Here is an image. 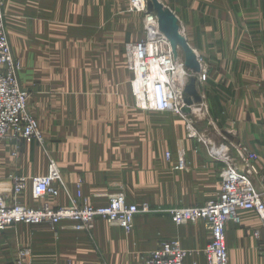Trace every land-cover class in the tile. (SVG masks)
<instances>
[{
  "label": "crops",
  "instance_id": "crops-1",
  "mask_svg": "<svg viewBox=\"0 0 264 264\" xmlns=\"http://www.w3.org/2000/svg\"><path fill=\"white\" fill-rule=\"evenodd\" d=\"M90 1L98 2L92 16L102 18L103 0ZM159 1L184 22L193 50L205 57L208 78L202 96L208 122H197L204 139L188 138L183 121L170 112L135 107L123 49L140 36L132 33L134 25L120 16L118 8L111 10L108 30L86 45L101 51L97 73L70 76L61 86H41L31 97L43 134L61 133V142L52 144L51 150L67 188L57 198L38 201L29 185L16 200L29 208L66 206L77 197L82 180V200L95 207L106 205L115 185L121 184L129 203H147L159 213L138 216L130 234L101 219L91 232L74 231L69 222L56 231L45 224L16 227L4 238L18 250L31 249L34 264H142L170 238L180 239L187 249L205 247L211 240L205 223L177 226L164 211L217 198L226 163L212 155L208 145L241 144L261 158L264 154V0ZM45 17L38 26L47 30L33 32L58 39L60 34L69 36V10L62 17ZM18 146L0 147V181L15 174L29 179L47 174L48 158L36 143L24 144L19 151ZM168 152L173 161L165 158ZM179 153L188 163L183 172L174 170ZM258 167L262 170L264 161ZM226 237L230 264H264V224L255 213H242L240 225L229 223ZM193 263L204 264V259L187 260Z\"/></svg>",
  "mask_w": 264,
  "mask_h": 264
},
{
  "label": "built area",
  "instance_id": "built-area-1",
  "mask_svg": "<svg viewBox=\"0 0 264 264\" xmlns=\"http://www.w3.org/2000/svg\"><path fill=\"white\" fill-rule=\"evenodd\" d=\"M146 0H133L132 7L146 14L145 39L129 45L128 58L130 71L133 72L134 96L137 107L142 110L173 112L181 114L183 109L184 85L189 81V71L181 59H176L168 39L161 33L158 19L147 13ZM179 53V50L177 51ZM21 65L12 55L5 29V15L0 0V145L5 140H15L31 144L34 141L45 145V137L38 121L28 111L29 95L18 80ZM190 136L198 138L190 127ZM245 169L239 163L224 160L225 168L221 173V190L215 200L202 206L172 208L166 212L176 225L203 222L211 232V240L200 250H187L178 240L163 242L145 257L142 264H187L193 256H201L204 264H230L226 229L229 223L242 224V213H255L264 224V187L259 189L253 177L259 175L258 156L246 147L236 149ZM168 160L171 154L167 153ZM215 157L222 159L216 153ZM188 168L186 159L181 155L174 166L175 171L183 172ZM11 188L0 189V232L18 224L48 225L56 231L61 224L69 222L70 228L78 232H91L101 219L112 227L126 233L133 231L138 215L149 214L148 206L138 207L130 204L123 192L112 195L109 204L93 207L79 204L80 195L65 207L29 208L16 198L26 190L28 178L15 177ZM32 197L43 200L60 195L59 186L65 188L67 181L59 167L51 161L49 173L31 179ZM259 238V232H256ZM14 264H34L28 249H19ZM197 264V263H193Z\"/></svg>",
  "mask_w": 264,
  "mask_h": 264
},
{
  "label": "rangeland",
  "instance_id": "rangeland-1",
  "mask_svg": "<svg viewBox=\"0 0 264 264\" xmlns=\"http://www.w3.org/2000/svg\"><path fill=\"white\" fill-rule=\"evenodd\" d=\"M2 2L4 6L5 29L8 35L12 55H13V58L17 62H19L21 65V70L18 73V80H19L21 88L24 91H26L29 95L28 111L37 121H38V118L33 114V110H32V101L34 103V100L32 99L33 98L32 95L33 93L34 94L36 93V89L40 88L41 90V86H46L50 83L53 85L61 86L66 79H68L70 76H73V75L85 76L87 73H90V74L91 73L95 74V72L97 73V68H99L97 66L98 57L100 56L101 51L87 49L86 45H90L89 44L90 42L93 43L95 41L98 35V32L108 30L109 28L108 22L110 20L108 15H110V13L112 12L111 10H114L115 8H118L120 12V16L123 17L124 20H129L134 25V28L132 26V33H134L136 37L140 36L139 41L129 42L125 45L123 49V58H124V65H125L124 67L129 74L130 93L133 96L135 107L138 108L137 100H136V97L134 96V88H133L134 77H133V72L130 71L129 58H128V47L131 44L138 43L145 39L146 14L144 12H140V11H137L136 9H133L132 7V4H134L133 0H119L116 2H112L109 0H103L102 1V11H103L102 18H95L94 16H92L91 10L96 9L94 7L95 5L98 8V2H92L90 0H71L70 2H63L62 0H2ZM146 4H147V0H146ZM68 10L70 11V15H71V22L69 25L71 27L70 28L71 30H70L69 36L68 34H65L63 38V35L60 34V39H58L56 36L52 34H51V37H49V35H46V34L42 36V34L39 35L37 32H33L34 30L37 31L40 28L43 29L44 31L47 30L46 26H43V25H41V27L38 26L42 24L43 22L45 23L47 19L45 15H48L51 18H53L52 16L62 17L63 11H65V14H66V11ZM147 13H149L148 5H147ZM149 14H152V13H149ZM178 25L180 28V33L185 37V39L187 40V43L192 48V45L190 42V34L187 32V26L184 24L182 20H179V19H178ZM55 29H58V26H56ZM197 56H198V61L201 64L202 72L200 74H196L195 76L198 77V91L202 97V103L192 107V111L188 115H183V113L181 114H176L173 112H170V113H172L175 117H177L178 120L181 119L183 121L188 138L195 139V137L190 136V127H191L194 130V132L197 133L198 135L197 140L202 141L204 137L198 132L197 122L198 121H202L205 123L208 122L206 112H205V100H204V97L202 96L203 89H204V86L208 78V68L204 61L205 57H203L200 54ZM177 59H181L182 62L186 64V56L182 49L181 51H179ZM188 73L191 76L193 75L191 72H188ZM183 107H184V103H183ZM142 111L157 112L152 109L142 110ZM38 124H39V121H38ZM39 128H40V125H39ZM41 132L43 133L42 130ZM47 135L48 137L44 135L45 140H46L45 145L42 146L35 141L31 144L36 143L46 154L48 161H49V167H48V172H47L48 174L51 161H54L55 164L58 167H60L59 163L54 158L55 151L54 149L51 150V147H52V144L57 145L56 142H61L62 136H61V133H59L56 130H52V132ZM4 144L15 145L18 143L15 142V140H5L0 145V147L3 146ZM24 144H28V143L22 142L21 144H19L18 151L21 150ZM49 144L51 146H49ZM223 145L225 144H220L218 146L208 145L210 148V153L213 155V151H216V153L220 154L221 153L220 150ZM231 147L233 151H236L238 147H246L247 149H249V151L255 153L258 156L257 166L261 164V161H264V154L262 155V158H261L258 152L253 151L248 146L238 144V145H232ZM58 149H60V147H58ZM170 154H171L170 160H168L166 156L167 153L165 155V158L168 161H171L174 158L172 153ZM181 155L183 156V154L179 153L178 157ZM60 172L62 176L64 177L61 170ZM15 177L20 178V177H25V176L15 174V175L10 176V178H8L7 180L0 181V189L11 188L13 185L12 181ZM32 178L30 179L28 178L27 188L25 190L26 192L29 188V185H31V194H32V184H31ZM253 179L256 182L257 187L259 189H263L264 187V167H262V170H260L259 175L258 176L255 175ZM57 186H59L60 193L66 190L67 188V186L65 188H62L63 186L59 184H57ZM81 186H82V180L78 181L77 183V189H78L77 197L78 195H80L79 196L80 200L78 201V203L79 204L85 203V204L95 207L90 202H85L82 200ZM115 187H116V192L109 195L108 202L106 205L109 204L110 197L118 192H123L127 197V193L123 185L119 184V185H115ZM53 198H57V197H53ZM127 201H128V197H127ZM130 204L136 205L138 207H143L144 205H148L153 210V212L149 213L148 215L159 213L158 210L153 209L147 203H142V204L130 203ZM48 205L50 204L48 203ZM103 206H99V207H103ZM199 206H202V205H199ZM50 207L52 206L50 205ZM62 207H65V206H62ZM138 216L139 217L146 216V214L142 213ZM168 216L170 217V215ZM257 218L260 221L258 216ZM191 224H197V223H190V225ZM186 225H189V224H186ZM19 226L32 227L33 225H27V224L13 225L11 227H8L6 230L0 232V264H14L17 258V254L19 252L18 248L14 246L12 247V243L8 241V239H5L4 237L7 234L11 233L13 229H16V227H19ZM177 226L184 227L185 225H177ZM113 228H118V227H113ZM122 231L126 233L124 230ZM256 232H259V231H256ZM126 234H130V233H126ZM254 235L256 237V234ZM171 240H174V239L170 238L167 241H163V242H168ZM175 240L180 241L182 246L184 247L180 239H175ZM162 243H160L156 248H158ZM184 248L187 249L186 247ZM203 248L204 247L199 248V249H187V250L194 251V250H200ZM22 249H28L32 253V250L29 248H22ZM6 252L8 253L7 255H5ZM32 257H33V254H32ZM33 261L35 262L34 257H33Z\"/></svg>",
  "mask_w": 264,
  "mask_h": 264
},
{
  "label": "water",
  "instance_id": "water-1",
  "mask_svg": "<svg viewBox=\"0 0 264 264\" xmlns=\"http://www.w3.org/2000/svg\"><path fill=\"white\" fill-rule=\"evenodd\" d=\"M148 12L154 14L158 18L160 31L170 42L175 54V58L178 56V49L181 48L186 56V68L193 75H190L189 81L184 85L183 102L184 107L182 109L183 115H188L192 111V107L202 103V97L198 91V77L196 74L202 72L201 64L198 61V56L195 51L189 46L185 37L180 33L178 25V19L176 16L159 0H147ZM219 154L223 160H231L233 163H239L241 170L245 169L239 154L237 151H233L230 147L223 145ZM216 151H213L215 156Z\"/></svg>",
  "mask_w": 264,
  "mask_h": 264
},
{
  "label": "bare ground",
  "instance_id": "bare-ground-1",
  "mask_svg": "<svg viewBox=\"0 0 264 264\" xmlns=\"http://www.w3.org/2000/svg\"><path fill=\"white\" fill-rule=\"evenodd\" d=\"M144 5H146V1L142 2ZM179 51H181V49H179ZM200 116V115H199ZM216 150V149H215Z\"/></svg>",
  "mask_w": 264,
  "mask_h": 264
}]
</instances>
